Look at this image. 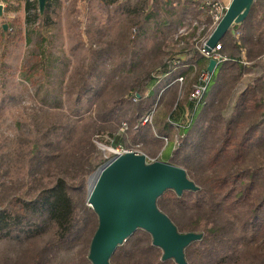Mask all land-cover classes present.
<instances>
[{
	"label": "trees",
	"instance_id": "trees-1",
	"mask_svg": "<svg viewBox=\"0 0 264 264\" xmlns=\"http://www.w3.org/2000/svg\"><path fill=\"white\" fill-rule=\"evenodd\" d=\"M3 1L7 11L17 10L14 1L25 2L24 36L21 20L6 18L0 48L18 40L33 46L20 70L38 103L29 119L17 121L0 165V264H93L89 254L99 216L86 203L85 189L108 159L94 140L105 135L126 146L128 137L119 131L123 120L131 141L161 147L163 137L176 133L174 123L181 125L183 145L174 150L169 143L161 160L183 167L197 189H167L157 206L180 233L201 235L185 247L186 264H264V0H256L246 20L222 38L219 52L227 59L218 63L207 103L197 109L190 95L209 59L196 40L213 29L200 32L189 24L186 34H171L202 12L199 3L101 0L131 18L134 33L98 42L90 50L94 63L77 72L82 82L67 87L64 76L73 73L68 59L49 49L55 35L43 36L36 26L41 19L42 30L54 28L53 15L63 1L47 0L43 13L38 0ZM150 30L170 38L142 52L136 42ZM181 76L182 87L176 81ZM152 110L153 122L144 123ZM163 256L152 234L139 228L118 246L110 264H178Z\"/></svg>",
	"mask_w": 264,
	"mask_h": 264
},
{
	"label": "rangeland",
	"instance_id": "rangeland-1",
	"mask_svg": "<svg viewBox=\"0 0 264 264\" xmlns=\"http://www.w3.org/2000/svg\"><path fill=\"white\" fill-rule=\"evenodd\" d=\"M62 1V7L56 14L53 15V21H55V27L53 26L54 28H52L48 32L42 30L44 26H42L41 19L37 21L38 23L36 26L38 28L37 30L41 31L43 36L45 35L46 37H49V35L51 34L55 35L53 45H47L50 50H53L55 53L59 54L63 59H68L69 72L73 73H67L64 76V84L67 85V87H70L73 84L79 85V83L82 82L81 75L77 74V72L79 70H81V72L87 71L90 68V65L94 63L93 56L91 55L90 50L97 49L99 44L98 42L104 44V41H120L119 39L123 37L124 33H127V36L131 38L134 33L133 30L135 24L133 23V20L127 17V15L123 13V11L119 10L117 6H107L101 0ZM7 12V19L9 21H12L14 19L21 20L20 17L25 19L23 8L19 13L12 10H8ZM11 14H15L16 16H10ZM3 16L4 12L2 15H0V24L1 21L5 20L6 18V16ZM190 20H194L198 23L197 26H199L200 32L206 28L213 29L212 17L208 14L194 13L192 16L190 15L185 20L184 25H182L189 31L191 25ZM21 22L24 36V33L27 30V24H24L23 20H21ZM182 26H180L179 28H181ZM179 28H176L177 30L175 29L171 36L178 38L181 34L178 31ZM169 38V33H159L156 36L155 33L150 30L146 35H144L143 38H141L140 41L136 42V45H138L139 43V45L142 46V52H148L152 48L155 49L156 47L157 49V46L154 45L158 40L168 42ZM36 40H38V34H35L33 36V41L35 42ZM16 44V46L14 44L5 46V43L3 42L2 47L0 48V165L3 155L8 151L9 146L12 144V138L17 132V121L29 119L30 115L34 111V107L38 103L37 99L32 95V87L22 78L20 70L21 66L29 57V50L33 46L27 45L26 41L24 40H18ZM167 46L163 48V50L166 52L169 51V48ZM168 55H163L164 60L169 58ZM160 68L161 67H158L156 70H154L153 74L155 76L159 74ZM73 74L74 77L70 81L69 77ZM86 100L87 99H84V105H87ZM205 103H207V101H205ZM153 117L151 123L153 122ZM143 122L147 123L144 120ZM124 123L127 124V128H123ZM128 127V122L123 120L119 131L126 133L128 137L127 145L123 147L138 150L142 152V154H145L151 158L160 155L162 159L164 154L165 156H168L170 149H165V147L168 145L166 141H164V147H161L160 143L152 146L148 144L146 145L144 143L133 142L128 136ZM174 127L176 133L173 137L168 138L169 143H173L171 144L173 149L177 150L180 146L183 145L182 143H184L185 140L182 142V137H180L181 132L179 128L181 127L176 125H174ZM102 137H104L103 141L101 140ZM190 139L192 138L190 137ZM94 141L99 149H101L103 156L108 158L113 157L114 149L121 147V145L113 144V139L105 135L101 136L100 138H95ZM93 173L89 176L88 183L85 189V199L88 205H90L88 201L89 186L92 182L93 176L95 175H93ZM22 174H24L23 171ZM91 176L92 178L90 180ZM3 178L10 179L8 177ZM13 180L18 182L17 177H14ZM140 237L142 238L141 241L144 243V238L142 237V235Z\"/></svg>",
	"mask_w": 264,
	"mask_h": 264
},
{
	"label": "water",
	"instance_id": "water-1",
	"mask_svg": "<svg viewBox=\"0 0 264 264\" xmlns=\"http://www.w3.org/2000/svg\"><path fill=\"white\" fill-rule=\"evenodd\" d=\"M255 1L231 0L210 33L205 49H214L231 27L244 22ZM46 3L47 0H38L41 13ZM3 12L4 5L0 3V15ZM3 27L7 30V23ZM217 65L218 61L212 58L207 70L213 73ZM97 172L100 174L93 188L89 186L88 197L90 206L99 216V227L89 254L93 264H110L118 246L139 228L152 234L154 244L164 250V259L174 258L178 264H186L185 247L200 239L201 235L180 233L157 206L158 197L167 189H174L178 194L197 189L186 170L165 160L147 162L145 154L131 151L106 161L93 175Z\"/></svg>",
	"mask_w": 264,
	"mask_h": 264
},
{
	"label": "built area",
	"instance_id": "built-area-1",
	"mask_svg": "<svg viewBox=\"0 0 264 264\" xmlns=\"http://www.w3.org/2000/svg\"><path fill=\"white\" fill-rule=\"evenodd\" d=\"M231 0H226V1H220V0H214V1H205L204 3V6H203V10H205L206 14L210 15L212 17V21H213V29L216 27V25L218 24V22L221 20V18L223 17L224 13L226 12L228 6H229V3H230ZM194 20H190V23H191V26H197L198 23ZM181 34V35H184L187 33V28L185 27H181L179 28L178 30ZM210 35V34H209ZM209 35H203V36H200L198 37V39L196 40V45L198 46V49L199 51L206 57L208 58L209 60L214 58L219 62L221 61H224L227 59V57L223 56L219 51L221 49V43L217 44V46L212 49L211 51H208L205 49V44L208 40V37ZM179 62V59H174L172 61V63L174 65H177ZM214 73V72H213ZM213 73L212 72H209L207 69L201 73L200 77H199V80L196 84L193 85V91L190 95V100L192 102H194V105H195V109L199 108L200 106L204 105L205 104V100H204V96H205V92L207 90V87L212 79V76H213ZM176 81H178L181 86L183 84V81H184V78L181 76V77H178L176 79ZM154 111L155 110H152L150 112V114H148L145 118H144V121L145 122H151L152 121V117L154 115ZM190 119V117H189ZM174 125L176 126H179L181 127V125H177L176 123H174ZM124 127L123 128H127V124L124 123L123 125ZM181 137V136H180ZM163 139L166 141V143L169 144V138L168 137H163ZM136 152V153H141L140 151L138 150H134V149H128V148H125L123 146L117 148V149H114L113 150V157H109L107 159V161L111 160L112 158L114 157H117L119 155H122V154H125L126 152ZM161 157L160 155L157 156V157H154V158H151L149 156L146 155V160L147 162H154V161H157V160H160Z\"/></svg>",
	"mask_w": 264,
	"mask_h": 264
},
{
	"label": "crops",
	"instance_id": "crops-1",
	"mask_svg": "<svg viewBox=\"0 0 264 264\" xmlns=\"http://www.w3.org/2000/svg\"><path fill=\"white\" fill-rule=\"evenodd\" d=\"M167 1H169V0H167ZM171 1V0H170ZM192 1H194V2H197V3H199L200 5H201V8H202V14H206V12H205V10H203V6H204V3H205V1H214V0H192ZM0 3H2L3 5H4V16L3 17H5L6 16V18L8 17V12H7V10H6V7H7V3L5 2V1H3V0H0ZM13 5L15 6V7H17V10H15V9H10V10H12V11H17L18 13L20 12V10L23 8V10H24V15H25V19H23L22 17H20L21 18V20H23V23L25 24V21H26V8H25V2H23V3H18V2H16V1H14L13 2ZM10 16H16L15 14L14 15H10ZM5 18V19H6ZM0 19H1V17H0ZM182 27H184V26H182ZM212 28V27H211ZM183 84H184V81H183ZM182 84V85H183ZM181 85V84H180ZM182 87V86H181ZM188 117V116H187ZM166 161V160H165Z\"/></svg>",
	"mask_w": 264,
	"mask_h": 264
},
{
	"label": "bare ground",
	"instance_id": "bare-ground-1",
	"mask_svg": "<svg viewBox=\"0 0 264 264\" xmlns=\"http://www.w3.org/2000/svg\"><path fill=\"white\" fill-rule=\"evenodd\" d=\"M99 172L95 173V175L93 176L92 178V182H91V188H93L94 184L96 183L97 179H98V176H99Z\"/></svg>",
	"mask_w": 264,
	"mask_h": 264
}]
</instances>
